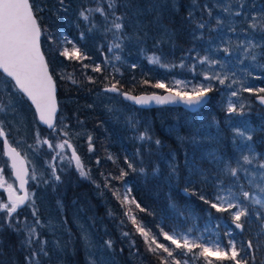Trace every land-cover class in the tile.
<instances>
[{"label": "snow or ice", "instance_id": "6c2138e0", "mask_svg": "<svg viewBox=\"0 0 264 264\" xmlns=\"http://www.w3.org/2000/svg\"><path fill=\"white\" fill-rule=\"evenodd\" d=\"M60 8L67 12L65 0H58ZM171 8L175 11L179 10L177 0H148L141 6L139 0H96V7L81 10L79 16L84 21L90 22V27L87 29L89 33L101 27L93 22L90 18L93 14L98 13L103 19V33L107 37L111 34V41L107 45V51L113 52V49L122 50L124 42L135 38L137 43H143L151 35L150 30H156L154 38V47H161L164 43L174 44L176 30L164 23L165 10ZM213 8L219 9L229 18L227 23L229 31L235 32L236 28L232 26L231 17H244L246 27L243 29L245 39L240 40L235 48V51L240 52V56L236 57L233 67L240 71L247 72L248 76H252V72L246 68H239L245 61H250L251 66L264 69V4L259 6L253 0L248 3L247 0H225V2H216L210 7L207 3L201 5L199 0H190L189 8L186 10L184 19L187 21L189 31L193 41L203 40L205 38L204 30L209 32L214 30H222L225 25V20L219 16H213ZM45 8L37 5L36 0H0V113L5 116L8 114L19 115L17 112V101L27 98L31 105L35 107V112L38 114L39 121L46 125L51 130L50 134L62 132L65 136L68 135L67 125L58 127L57 122V85L53 74L50 72L49 63L46 60L45 53L41 47V37L46 30L41 27L39 13ZM201 12L199 17L196 16L197 11ZM209 19L215 20V26H210L208 20L204 19V14ZM146 15L152 16L151 20H144ZM129 29L132 31L129 32ZM48 39L53 40L54 37L48 36ZM59 40L58 47L62 50L59 55L68 60L83 62L89 57L85 54L78 43L69 39L66 35L57 34L55 37ZM79 39H86L85 33L81 32ZM212 37H209L211 45ZM64 45H70L64 46ZM194 49H189L191 52ZM226 56H233L235 53L232 48L225 46L222 49ZM116 60H120L119 55L115 56ZM149 63L159 65L162 68H187L190 72L196 75H202L204 82L192 83L191 81L175 80L171 87L163 81L157 80L152 85L154 88L165 89L168 92L167 96L150 95V96H132L127 93H121L116 83L105 89L107 92L119 93L125 99L134 101L139 105H146L151 101L157 104L174 103L179 101L188 106L190 110L196 111L199 107L205 106L211 102L213 93L216 89L212 81L218 82L219 85H225L227 88H232L233 84L238 83L236 79H231L225 73L223 76L219 72L211 71L216 65L221 68H226L227 65L217 59H212L208 55L200 57L199 54L194 58L195 63L186 65L182 58L179 65L168 64L162 62V55L153 54L148 58ZM198 65H206L207 70L197 72ZM84 68L89 65L83 64ZM135 67V65H132ZM92 71L101 72L99 64L92 67ZM118 71V69H117ZM236 75V71H232V76ZM70 80L73 84L77 81L69 74L67 77H61ZM257 79L264 77H255ZM91 81V77H89ZM147 84L148 81H143ZM241 90L249 93H256L257 100L261 105H264V87L255 88L251 85L241 83ZM239 91L232 90L227 103V113L243 115L245 105L243 103L237 106L231 97H238ZM217 123V136L209 135L206 137L210 142L218 141L219 129ZM231 121H229L230 123ZM134 126V125H133ZM234 138L232 140L234 155L226 156L219 154L217 149H212L200 160H189L185 157V167L188 170V176L184 178V187L182 192L186 196L199 195V199L208 205L206 212L207 222L200 236L190 238L193 228H188L184 233H173L160 230L159 235H162L164 240L169 241V245L160 243L157 240V234H152L150 230L137 221L131 209L125 212L131 223L135 226L136 232L143 238L147 250L153 254L160 256V264H189L191 260L193 264L196 261L203 260V264H264V152H258L253 140L257 129L251 127L246 121H241L237 126L232 128ZM264 132V127L259 129ZM0 139L3 142L2 155L7 156L11 162L10 167L18 182V188L14 187L13 183H9L4 179V169L0 167V188L7 193V201H0V212L3 219L0 220V233L5 230H11L14 233H24L27 245L31 250L30 255L26 257L27 264H42V258L48 257L46 245L48 241L41 237L37 231V226L41 225L38 218V209L35 207L34 193L27 190L26 186L29 180L37 181L38 175L35 168L29 172L26 166L25 158L17 151L16 147L8 139V134L5 131V121L0 119ZM138 139L146 141L149 144V155H151V144H155L157 149L161 148L162 141L153 139L149 129L145 128ZM180 142H190L197 144L196 135L189 137H179ZM36 144L47 145L49 149L60 151L52 157L53 160L59 157L64 160V150L71 149L70 157H67L69 165H74L75 170L81 178H89V171L85 169L80 156L76 149L67 140L53 143L48 138H41L39 131L35 133ZM89 151H93L91 145L92 137H88ZM237 140L239 144H237ZM19 143V141H17ZM32 147V146H30ZM39 151V149H35ZM137 156L141 158V167L139 172L147 175V169L143 166V156L140 150H137ZM172 162L169 163V181L176 179L179 181V168L175 161V155L171 154ZM111 159V157H109ZM207 161L208 168L203 167V162ZM99 163V161H97ZM128 168L136 171L137 169L131 162L126 159ZM7 164V162H5ZM50 173L48 178L42 175L39 177L44 184L51 183L55 186L57 183H62V177L57 172V166L49 163ZM61 172L63 169L60 170ZM152 176L159 174V167H154L151 170ZM127 175L121 170L120 179ZM107 179V178H106ZM211 183L214 188V196L209 199L204 190L200 189L197 193V184ZM99 188V185H96ZM107 186V185H106ZM18 192H23L19 195ZM116 198L121 200L118 192H114ZM135 204L140 211H145L135 200H129L127 194L121 200V204ZM251 205V207H250ZM23 207L31 208V215L34 218L32 223L27 221V218L21 220L18 212ZM170 207H175V204H170ZM212 209L216 213H227L231 219L232 227L225 228L224 235L229 237L226 243L219 239V233H215L216 239H207L204 236L206 232H213L212 225L216 228L221 226L223 217H215ZM123 224L124 221H121ZM247 230L252 231V226H256L255 238H249L245 241L238 242L233 236V228L239 230L241 234ZM124 237H129V232H123ZM88 247H92L91 242L84 237ZM132 247H135V241H130ZM104 245L108 249H112L113 241L107 240ZM174 245L173 249L171 246ZM66 247V246H65ZM180 249L179 253L182 256L188 257L183 261L176 259L174 252ZM199 251H195V250ZM123 251V249H121ZM162 253H166L164 256ZM94 253L89 252V264H97L95 259H92ZM2 264V262H0Z\"/></svg>", "mask_w": 264, "mask_h": 264}, {"label": "trees", "instance_id": "16d2710c", "mask_svg": "<svg viewBox=\"0 0 264 264\" xmlns=\"http://www.w3.org/2000/svg\"><path fill=\"white\" fill-rule=\"evenodd\" d=\"M140 1L145 2L148 0ZM262 2L264 4V0ZM81 3L84 4V1ZM178 4V11L169 7L164 13L165 22L176 30L174 45H177L178 48L176 51L175 48H171V50L177 59L183 57L184 45L186 41H190V31L187 21L184 19L188 0H180ZM47 5L55 9H50V14L48 15L42 12L39 13L41 27L46 30L41 37V44L58 86L57 96L59 106L62 108L60 112L65 114L67 124L90 129L93 144L95 145L93 153L91 152L90 154L92 157L91 164L98 178L96 184H100V188L97 191L89 182H85L84 185L80 183L77 185L70 184L64 200L77 198L76 200L80 204L87 207L88 200H95L98 208H100L98 205H101V207L106 206L109 209L112 216L110 219H105L109 222L112 230H114V224H117L122 232L130 233L129 237H118L116 235L117 240L121 242L120 244L126 251V254L121 255L120 252L116 254L120 258V263L118 264H160V256L147 250L143 238L136 232L135 226L131 223L129 217L125 215V212L131 209L130 214H134L137 221L145 226L146 230H150L152 234H157L158 242L165 245H169L170 242L164 240L162 235H159L161 229L164 232L172 233L177 230L186 231L188 228H193L190 235L203 232L207 222L206 212L208 205H205L199 199L198 194L186 196L181 192V188L184 187V178L188 176V170L185 167V157L187 156L189 160H200L201 157L206 155L207 151L215 148L227 156L234 155L232 128L239 115L231 114L229 116L226 111L227 101H225L224 95L219 98L217 90L211 93V102L202 106L196 112H189L177 106L150 108L151 112H158V118L155 120L158 129L156 136L162 141L163 146L159 149L151 148V155H149V148L140 151L143 161L146 162L143 165L146 166L145 168L149 175L144 179L141 178L139 168L142 165L140 164V156L136 155V141L124 133L125 130L120 124L105 116L103 109L97 106L89 107L87 103L91 101L98 90L113 83H116L121 90H128L134 93L162 91L163 89L152 87L155 82L146 75L137 76L135 78L137 81H131L129 79L130 73L128 72L120 76L116 73H111L106 69L102 59L94 58L86 49L82 50L89 59L83 62L68 60L60 56L59 51L62 48L58 47L59 40L55 39L57 34L66 35L69 39L77 36V32L73 30L80 23L73 11L75 1L65 0V6L68 8L67 12L60 8L58 0H48ZM49 35L54 37V39H48ZM64 46L70 47V45ZM181 46H183L182 49H180ZM261 63H264V61H261ZM83 64H87L89 67L84 68ZM96 64L100 65L101 72L92 71V67ZM259 70L260 74H257L256 77H264V69ZM160 73L162 74V71ZM69 74L77 81L76 84L66 78H61L62 76L67 77ZM174 74L181 75L182 73L175 71ZM89 77H91V81ZM143 81H148V83L145 84ZM257 84L264 87V78H255V85L257 86ZM67 99L70 101L68 102ZM253 106L250 111L246 112L244 110L243 116L253 128L257 129L253 136L254 146L258 152H264V132L259 131L261 127H264V107L256 103ZM146 110L140 108L141 113H151ZM171 112L172 114H170ZM214 119L218 122L220 139L210 142L206 137L209 135L217 136V123L213 122ZM229 121L231 122L229 123ZM165 124L170 125V128L165 129ZM175 125H177L176 129ZM191 135L197 136V144L180 142L179 137H189ZM152 146L153 144H151ZM103 152L104 155H102ZM171 154L175 155L174 162L179 168V181L176 179L169 181L168 179L170 169L165 158H172ZM126 159L133 164L137 169L136 171L128 168ZM157 166L159 167V174L152 176L151 170ZM203 167H209L207 161L203 162ZM121 170L127 173L123 179L119 178ZM200 189L204 190V194L209 199L214 196V188L211 183H198L196 185L197 193H199ZM96 192H100V199L95 196ZM114 192H118L121 200L127 194L129 200H135L145 211H140L135 204L125 203L122 205L121 200H118L116 195L113 194ZM173 203L175 207H170V204ZM211 211L215 217H223L221 226L216 229L220 240L226 243L229 237L224 235V231L226 226L232 227L231 219L227 213H216L214 209ZM0 217L3 219V213H0ZM121 221H124V223L122 224ZM247 228L248 226L246 225V231L243 234L233 228V236L238 242V247L240 241L255 238L256 226H252V231H248ZM132 240L135 241V247H132L130 243ZM116 243L118 242L116 241ZM116 243V247L119 248ZM171 247L175 248L174 245ZM31 250L27 245L24 233H14L11 230H5L0 233V262L2 264H27L26 257L30 255ZM79 250L75 249L61 254L47 249L49 255L44 257L42 262L87 264L83 256L78 254ZM180 252V249H176L174 255L176 259L183 261L184 259L179 254ZM162 255L166 256L167 254L162 253ZM258 255H264V253ZM189 264H193V262L190 260ZM195 264H203V260L196 261ZM225 264H230V262H225Z\"/></svg>", "mask_w": 264, "mask_h": 264}, {"label": "rangeland", "instance_id": "374dc122", "mask_svg": "<svg viewBox=\"0 0 264 264\" xmlns=\"http://www.w3.org/2000/svg\"><path fill=\"white\" fill-rule=\"evenodd\" d=\"M47 1L48 0H36L37 5L43 6L45 8L42 13L46 15L50 14V9H55L47 5ZM74 1L75 6L73 11L75 12L80 24L73 30L74 32H77V36H74L73 38L70 37V39L78 43L82 49H86L88 52H90L94 58L102 59L106 69H108L111 73H116L118 76H120L128 72L130 73L129 79L131 81H137L135 80L137 76L146 75L148 78H152L155 83L157 80H160L169 87L172 86L175 80L199 83L204 82L202 75H196L195 73L190 72L187 68H162L159 65L149 63L148 58L153 54L162 55L163 63L176 65H179L181 59L183 58L186 65H191L192 63H195L194 58L197 56V54H199L200 57L208 55L210 58L220 60L227 65L226 68H221L219 65H216L211 71L219 72L222 76L227 73L230 76V80L226 83H230L231 79H236L238 81V83L232 85V88H227L225 85H219L218 82L212 81L215 89L218 91L217 94L219 95V98L224 95L225 101L228 103L231 91L237 90L239 91V96L231 97L232 101L236 103L237 106L243 103L245 105L244 110L246 112L253 109V104L256 103L254 101V96L257 94L242 91L241 83L245 85H251L255 88L261 87L259 84H257L258 87L255 85V77L257 74H260V68L251 66V62L246 60L243 65L239 66V68H246L247 71L252 72V76H248L247 72L240 71L233 67L236 57L240 56V52L235 51L236 45L240 40L246 38L243 31V29L246 27V21L244 20L243 16L230 18L232 21V26L236 28V31L232 32L229 31L227 23L229 18L226 16V14L222 13L219 9L213 8V16H219L225 20V25L222 30L218 29L209 32L207 29H205V38L198 41H193L190 33V41H186V44L184 45L183 57L177 59L174 57L171 50V48H175L176 51L178 48L177 45L164 43L159 48L154 47V38L156 37L155 29L150 30L151 35L143 43H137L135 38H133L124 42L122 50L113 49V52H108L107 45L109 41H111L112 37L111 34H108L106 37L103 33L102 17H100L98 13L93 14L90 19L101 27L89 33L87 29L90 27V22L84 21L79 16V12L81 10L96 7V0ZM83 1L84 4L81 3ZM139 2L141 6H144L148 1L141 2L139 0ZM216 2L223 3L225 0H199L201 5L207 3L210 7H212ZM247 2L252 3L253 0H247ZM177 3H180V0H177ZM255 3L258 6L263 4L262 0H255ZM189 4L190 0H188L187 9L189 8ZM200 15L201 12L198 10L196 12V16L199 17ZM143 19L148 21L152 19V16L146 15L143 17ZM204 19L208 20V24L210 26H215V20L209 19L206 13L204 14ZM164 23L167 24L165 20ZM168 25L170 26V24ZM131 31L132 30L129 29V32ZM81 32H84L86 36V39L83 41L79 39ZM209 37H212L211 45L209 44ZM225 46L232 48L235 54L233 56H226L222 51L223 47ZM182 48L183 46L180 47V49ZM189 49L194 50L189 52ZM116 55H119L121 59L116 60ZM132 65H135V67H132ZM202 70H207V66L198 65L197 72ZM234 70L236 71V75L232 76V71ZM160 71H162V74ZM175 71L181 72L183 75L181 74V76L174 74ZM164 91L166 90L163 89L162 91L157 92ZM67 101L69 102L70 100L67 99ZM87 104L89 107H100L105 111V116L115 123L120 124V126L125 130L124 133L130 136L132 140L136 141L137 150L139 149L142 151L143 149L149 148L148 142L140 141L138 139V136L145 131V128L149 129L153 139H159L158 136H156L158 129L155 124V120L158 118V112H151V110L147 109L146 111L149 110L148 112L151 113H141L140 108L124 102L120 95L109 93L103 89L98 90L91 101ZM61 109L62 108H60V111ZM60 111L57 117L58 127L67 125V136H65L62 132L50 134L51 131L41 126L37 120L35 111L27 98L17 101V112L19 115L8 114L5 116L3 113H0V119L5 121V131L8 134V138L20 149V151H22V153L27 158L30 167V173L33 168L37 170L38 180H29V192L35 194V207L38 209V218L41 221V225L37 226V231L41 234L43 239L48 241L46 248L54 252L65 254L75 249H80L78 254L83 256V259L87 264H89V252L94 253L92 259H95L97 264H118L120 263V258L116 254L118 252H120L121 255L126 254V251H124L123 246L120 244L121 242L117 240L116 235L118 237H123V232L117 224H114V230H112V227L109 226V222L105 219H110L112 216L109 212V209L106 206L101 207V205H98L100 206V208H98L96 201L92 199L88 200V207L80 204L78 200H76L77 198L64 200V196L66 195L67 188L70 184L77 185L80 183L84 185L85 182H77V180L73 179H77L79 176L77 175V171L73 168V165H69L68 163L67 157H70L68 149L64 150L63 152V155L65 156L63 161L60 160L59 157L53 160L52 157L56 155V152L60 151L59 149L52 150L49 149L47 145L41 146L36 144V131H39L41 138H48L53 143L62 142V137L70 139L73 143H75L79 152L84 156V162H86V164L89 166L88 171L90 174V180L87 182H89L96 191L99 190L100 184H98V188L96 186V174L94 173L93 167L90 165V159H92L90 154L92 151H89L88 137L91 136V131L87 128L79 126L75 127L73 125L67 124L65 114ZM170 114H172V112ZM243 115H239L233 127L237 126L241 121H246ZM164 128L168 129L170 128V125L165 124ZM176 128L177 125H175V129ZM232 134L234 138L233 131ZM17 141H19V143H17ZM237 144H239L238 140ZM91 145L94 151L95 145L93 144V139L91 140ZM151 148H157V146L153 143ZM35 149H39V151L37 152ZM2 151L3 146L0 139V167L4 169V179L9 183H13L14 187H17L16 181L12 176L9 160L6 156L2 155ZM209 151H207L206 154ZM218 152L221 155H225L220 153L219 150ZM102 155H104V152ZM165 161L169 165V163L172 162V158H165ZM5 162H7V164H5ZM49 163L57 166V172L62 177V183H57L55 186H53L51 183L46 185L40 181L39 177L41 175L44 178H48L50 173V168L48 167ZM143 166L146 167L145 165ZM61 169H63L62 172L60 171ZM140 176L144 179L149 175L140 173ZM99 194L100 192H96L95 196L100 199L101 196H99ZM0 201H7L4 196V189L2 188H0ZM18 215L21 220L27 218L29 223L33 222L34 218L31 215V208L23 207L21 210H19ZM1 219L2 217H0V220ZM212 228L213 232L204 233V236L207 239L215 240L217 238L215 235V233H217L215 224L212 225ZM174 232L184 233L185 231L177 230ZM174 232L169 234L172 235ZM200 234L201 232L190 235V238H196L200 236ZM84 237H87V240L91 242L92 247L87 246ZM107 240L113 241L112 249H108L106 245H104V242ZM116 241L118 243H116ZM115 243L118 244L119 248L116 247ZM121 249H123V251H121ZM183 259H186V257L183 256ZM42 264L66 263H51L44 261Z\"/></svg>", "mask_w": 264, "mask_h": 264}, {"label": "water", "instance_id": "95a60500", "mask_svg": "<svg viewBox=\"0 0 264 264\" xmlns=\"http://www.w3.org/2000/svg\"><path fill=\"white\" fill-rule=\"evenodd\" d=\"M41 47H42V44H41ZM42 51H43V48H42ZM44 52V51H43ZM46 57V56H45ZM47 60V59H46ZM50 69V68H49ZM50 72H51V70H50ZM56 85H57V83H56ZM108 87H111V85H107V86H105V87H103V90L105 91V89L106 88H108ZM119 88V87H118ZM120 89V88H119ZM120 92L121 93H127V94H129V95H132V96H150V95H153V94H155V95H160V96H167L168 95V92L167 91H164V92H156V91H143V92H139V93H134V92H131V91H128V90H121L120 89ZM57 93H58V86H57V91H56V99H57V114H58V112H59V109H60V106H59V102H58V97H57ZM109 93H112V94H119V93H113V92H109ZM120 95V94H119ZM259 95H264V94H262V93H260ZM121 96V98H122V100L124 101V102H126V103H129V104H131V105H133V106H136V107H139V108H143V109H150V108H157V107H163V106H177V107H181V108H183L184 110H187V111H189V112H196V111H198L201 107H199L196 111H192V110H190V108L188 107V106H186V105H184L183 103H181V102H179V101H176V102H174V103H172V102H170V103H165V104H157L155 101H151L150 103H148V104H146V105H139V104H136L134 101H131V100H127V99H125L124 98V96L123 95H120ZM210 96H211V93H210ZM257 96V95H256ZM256 96L254 97V101L256 102V103H258L260 106H263L264 107V105H261L260 103H259V101L257 100V98H256ZM29 101V100H28ZM30 102V101H29ZM30 104H31V102H30ZM32 107L34 108V110H35V107L32 105ZM36 113V112H35ZM36 116H37V119H38V121H39V118H38V114L36 113ZM39 123H40V125L41 126H43V127H45V128H47V126L46 125H44V124H42L40 121H39ZM48 129V128H47ZM69 141V140H68ZM70 142V141H69ZM71 143V142H70ZM72 144V143H71ZM2 145H3V142H2ZM73 145V144H72ZM12 146L13 147H16L15 145H13L12 144ZM73 147H74V145H73ZM17 148V151H19L20 153H21V151L18 149V147H16ZM75 148V147H74ZM69 151H70V154H71V149H69ZM77 152V151H76ZM77 154L79 155V153L77 152ZM21 156L22 157H24L25 158V162H26V166L28 167V169H29V165H28V161H27V159H26V157L21 153ZM80 156V155H79ZM10 162V161H9ZM11 163V162H10ZM29 172H30V169H29ZM12 176L14 177V179H15V176H14V174H13V171H12ZM16 181V180H15ZM16 185H17V188H18V182L16 181ZM26 188H27V190L29 191V188H28V185L26 186ZM181 192H182V188H181ZM183 193V192H182ZM18 194L19 195H23V192H18ZM184 194V193H183ZM4 195H5V198L7 199V193L4 191ZM185 195V194H184Z\"/></svg>", "mask_w": 264, "mask_h": 264}, {"label": "flooded vegetation", "instance_id": "af4514ba", "mask_svg": "<svg viewBox=\"0 0 264 264\" xmlns=\"http://www.w3.org/2000/svg\"><path fill=\"white\" fill-rule=\"evenodd\" d=\"M65 139L69 140V141L74 145L76 151H77V152L79 153V155H80L81 161H82V163H83L85 169L88 170V169H89V166L86 164V162H84V156L79 152V150L77 149L75 143H73V142H72L70 139H68V138H64V137H62V141L65 140ZM68 151H69V149H68ZM69 153H70V151H69ZM70 155H71V154H70ZM28 164H29V163H28ZM90 165L93 167V165L91 164V159H90ZM29 168H30V167H29ZM73 168L75 169L74 165H73ZM93 169H94V167H93ZM77 175L79 176L78 172H77ZM96 178H97V177H96ZM73 179L77 180V182H78V181L87 182V181L90 180V174H89V178H87V179H85V178H81L80 176H79L77 179H76V178H73ZM96 182H98V178H97V181H96Z\"/></svg>", "mask_w": 264, "mask_h": 264}]
</instances>
